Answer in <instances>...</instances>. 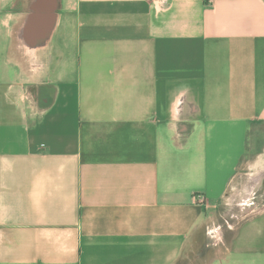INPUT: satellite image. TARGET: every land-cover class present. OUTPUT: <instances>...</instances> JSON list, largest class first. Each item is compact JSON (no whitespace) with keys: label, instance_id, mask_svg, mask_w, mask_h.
Segmentation results:
<instances>
[{"label":"crops","instance_id":"crops-1","mask_svg":"<svg viewBox=\"0 0 264 264\" xmlns=\"http://www.w3.org/2000/svg\"><path fill=\"white\" fill-rule=\"evenodd\" d=\"M262 127L264 0H0V264H264Z\"/></svg>","mask_w":264,"mask_h":264},{"label":"rangeland","instance_id":"rangeland-1","mask_svg":"<svg viewBox=\"0 0 264 264\" xmlns=\"http://www.w3.org/2000/svg\"><path fill=\"white\" fill-rule=\"evenodd\" d=\"M262 128L264 129V127H262ZM263 132H264V130H263ZM262 139H263L262 140L263 141L262 142V149H261L260 154H259V156L257 158H258V161H260L261 164L262 163L264 164V138H262ZM236 183H238L237 188H238L240 193L241 192L245 193V194H246V192L247 193H250V192L252 193L253 205H254V203H257V202L259 203V201H262V200L264 201V188L260 187V188H257V189L256 188L250 189L247 186V176H245V177L243 176L242 178H239L238 180H236L235 185H236ZM247 196H248V194L245 197H247ZM242 197L244 198V194L239 196V198H242Z\"/></svg>","mask_w":264,"mask_h":264},{"label":"bare ground","instance_id":"bare-ground-1","mask_svg":"<svg viewBox=\"0 0 264 264\" xmlns=\"http://www.w3.org/2000/svg\"><path fill=\"white\" fill-rule=\"evenodd\" d=\"M256 163V162H255ZM255 163L253 164V165H255ZM259 165V163L257 164V166ZM255 170V169H254ZM261 170V169H260ZM257 173H258V171H257ZM259 176L256 178V179H259L260 177H262L263 175H264V170L262 171V173H259L258 174ZM256 176V175H255ZM245 177V176H244ZM250 178V177H249ZM246 180V179H245ZM238 184V183H237ZM237 186V185H236ZM240 186V185H239ZM242 186V185H241ZM242 193V192H241ZM239 195H241V194H239ZM220 228V227H219ZM224 229V228H223ZM218 241V240H217Z\"/></svg>","mask_w":264,"mask_h":264},{"label":"built area","instance_id":"built-area-1","mask_svg":"<svg viewBox=\"0 0 264 264\" xmlns=\"http://www.w3.org/2000/svg\"><path fill=\"white\" fill-rule=\"evenodd\" d=\"M199 200H200L202 203L205 202V201H204V198H203L202 196L199 198Z\"/></svg>","mask_w":264,"mask_h":264}]
</instances>
